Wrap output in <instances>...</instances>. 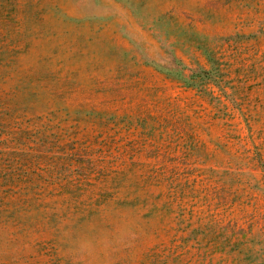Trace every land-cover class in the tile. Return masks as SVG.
<instances>
[{"label":"rangeland","instance_id":"1","mask_svg":"<svg viewBox=\"0 0 264 264\" xmlns=\"http://www.w3.org/2000/svg\"><path fill=\"white\" fill-rule=\"evenodd\" d=\"M0 264H264V0H0Z\"/></svg>","mask_w":264,"mask_h":264}]
</instances>
